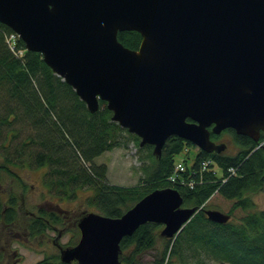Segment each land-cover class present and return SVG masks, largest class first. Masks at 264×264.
Wrapping results in <instances>:
<instances>
[{
    "label": "water",
    "instance_id": "obj_1",
    "mask_svg": "<svg viewBox=\"0 0 264 264\" xmlns=\"http://www.w3.org/2000/svg\"><path fill=\"white\" fill-rule=\"evenodd\" d=\"M0 21L42 54L89 111L101 99L112 120L161 155L172 135L206 152L232 128L259 142L264 131V0H0ZM136 30L138 48L118 32ZM178 189L156 188L123 214L85 212L64 262L120 264L121 239L146 222L174 237L199 208ZM209 219L230 215L205 209Z\"/></svg>",
    "mask_w": 264,
    "mask_h": 264
},
{
    "label": "trees",
    "instance_id": "obj_2",
    "mask_svg": "<svg viewBox=\"0 0 264 264\" xmlns=\"http://www.w3.org/2000/svg\"><path fill=\"white\" fill-rule=\"evenodd\" d=\"M11 33L12 29L0 21V145L5 146L3 141L8 140L0 171L10 172L9 164L29 156L38 165H49L51 185L62 189L70 185L90 188L93 194L87 198L88 203L100 213L113 217L123 214L148 192L163 187L178 189L183 197L181 205L199 208L171 238L161 235V226L156 222L141 224L132 235L121 239V264H141V255L154 249L153 264H178L173 263V256L183 260L186 251L208 252L223 264H264V210L248 212L239 222L228 220L224 224L209 219L205 213V203L217 194L235 200L230 213L237 206L250 204L244 195L264 187V145L257 148V142L251 137L227 128L223 133H232L240 145L235 154L198 149L194 165L180 172L188 181H171L168 176L174 170L176 155L185 152L184 157H188L192 146L195 147L190 141L172 135L164 142L161 155L154 156L152 145L141 147L136 134L112 120V111L104 100L100 99L98 110L91 113L72 86L53 72L40 52L25 49L21 38H16L12 45L24 53L16 55L6 39ZM141 37L136 30L118 32L119 40L130 49L138 48ZM124 131L140 149L150 148L149 154L154 158L147 177L135 185L109 183L105 177L106 165L94 163L105 150L125 145L120 139ZM220 135L211 132L212 139ZM207 157L216 162L222 173L215 172L212 163L202 171L199 169L200 161ZM229 168L235 174H230ZM224 176L226 180H222ZM2 202L0 195V210ZM14 202L10 200L5 209L6 221L15 219ZM38 212L29 226L32 234H40L62 221L55 211L40 209ZM160 239L164 244L157 249ZM36 264L79 263L62 261L58 252L45 255Z\"/></svg>",
    "mask_w": 264,
    "mask_h": 264
},
{
    "label": "rangeland",
    "instance_id": "obj_3",
    "mask_svg": "<svg viewBox=\"0 0 264 264\" xmlns=\"http://www.w3.org/2000/svg\"><path fill=\"white\" fill-rule=\"evenodd\" d=\"M23 133L25 135V132ZM233 138L230 132L220 136L217 142L227 145L223 154L233 155L240 149L239 143ZM120 139L126 142L125 145L105 150L94 159V163L106 165L105 177L109 183L123 186L138 184L147 177L149 168L154 166V158L149 154L151 150L140 149L128 132H122ZM3 143L5 146L0 145L1 162L6 158L8 140ZM184 156L185 152H181L176 155V160H181ZM9 166L13 173L0 171V195L3 201V209L0 210V264H36L45 255L60 252V246L75 244L80 238L76 220L83 212L98 211L94 205L88 203L87 198L93 194L92 190L74 185L64 189L53 184L52 186L49 182V165H38L29 156L24 157L22 161L16 160V163ZM215 169L219 174L222 173L217 164ZM244 196L250 199V204L246 207L237 206L231 213L230 209L235 200L223 198L218 194L205 203L206 208L229 213V220L233 222H239L248 212L264 210V187L254 192L249 191ZM12 199L15 200L16 216L13 222H9L6 221L5 209ZM40 209L55 211L62 221L40 234H32L29 226ZM163 244L164 241L160 239L156 245L157 249L162 248ZM154 252L155 249L142 254L141 264H153ZM173 258V263L178 264H223L204 251H186L182 257L184 261L176 256Z\"/></svg>",
    "mask_w": 264,
    "mask_h": 264
},
{
    "label": "built area",
    "instance_id": "obj_4",
    "mask_svg": "<svg viewBox=\"0 0 264 264\" xmlns=\"http://www.w3.org/2000/svg\"><path fill=\"white\" fill-rule=\"evenodd\" d=\"M14 37H15V35L12 34L11 36H9L7 38V41L10 43V45L12 44V40L14 39ZM11 47L14 48L13 45H11ZM22 53H23L22 50L18 51V54H22ZM210 162L211 161L209 159H202L200 161L199 169L201 171L203 169H206L209 166ZM186 168H188V167L185 165V163H183V162L177 163L174 171L172 173H170V175L168 176V179L171 181H174V182H175V180H178L179 183H186L188 180H186L183 176H181V173H180L181 171L185 170ZM229 171H230V174H233L235 172L233 168L232 169L230 168ZM194 172H196V171L194 170ZM178 177H180V179H178ZM224 180H226V179H224ZM190 183L192 184V181H190Z\"/></svg>",
    "mask_w": 264,
    "mask_h": 264
},
{
    "label": "flooded vegetation",
    "instance_id": "obj_5",
    "mask_svg": "<svg viewBox=\"0 0 264 264\" xmlns=\"http://www.w3.org/2000/svg\"><path fill=\"white\" fill-rule=\"evenodd\" d=\"M220 134L222 135L223 132H221ZM220 134H219V135H220ZM221 135H220V136H221ZM219 138H220V137H219ZM219 138H218V139H212V140H215V141L217 142V141L219 140Z\"/></svg>",
    "mask_w": 264,
    "mask_h": 264
}]
</instances>
